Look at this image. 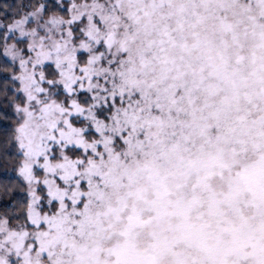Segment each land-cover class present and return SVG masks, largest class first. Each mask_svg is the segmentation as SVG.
Wrapping results in <instances>:
<instances>
[{
  "label": "snow or ice",
  "instance_id": "obj_1",
  "mask_svg": "<svg viewBox=\"0 0 264 264\" xmlns=\"http://www.w3.org/2000/svg\"><path fill=\"white\" fill-rule=\"evenodd\" d=\"M0 264H264V0H0Z\"/></svg>",
  "mask_w": 264,
  "mask_h": 264
}]
</instances>
